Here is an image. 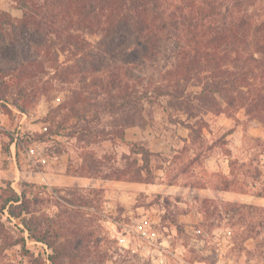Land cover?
<instances>
[{
	"label": "rangeland",
	"instance_id": "rangeland-1",
	"mask_svg": "<svg viewBox=\"0 0 264 264\" xmlns=\"http://www.w3.org/2000/svg\"><path fill=\"white\" fill-rule=\"evenodd\" d=\"M203 1L186 3L187 11L209 15L213 0ZM245 3L246 45L205 42L221 16L187 21L176 41L185 69L176 66L183 54L173 40L154 59L125 63L122 52L106 55L98 35L83 34L82 53L53 38L35 54L42 89L22 101L24 112L10 106L18 98L8 76L23 58L0 56L8 84L0 92V207L24 194L31 213L24 216L40 222L53 247L25 231L23 243V226L0 210V264H264V101L251 102L264 96L255 30L264 24V0ZM0 11L20 25L15 0H0ZM7 29L0 45L19 32ZM11 41L24 47L18 35ZM110 81L114 89L104 86ZM217 82L235 89L215 94L216 103L198 98ZM126 93L135 100L129 107L108 109L107 99ZM76 98L89 105L71 113ZM128 143L150 152L145 168Z\"/></svg>",
	"mask_w": 264,
	"mask_h": 264
},
{
	"label": "trees",
	"instance_id": "trees-1",
	"mask_svg": "<svg viewBox=\"0 0 264 264\" xmlns=\"http://www.w3.org/2000/svg\"><path fill=\"white\" fill-rule=\"evenodd\" d=\"M23 11V18L20 25L14 27L6 15L0 11V21L10 32H15L18 28V33L15 36L9 37L6 44L0 45V56L12 53L11 58H23L21 64L15 66L8 73L12 79L11 89L14 90L16 99L10 103L14 109L24 112L22 101L32 93L41 90L40 83V67L39 60L36 55L38 52H46L52 44L53 38L60 41L61 47H69L70 49L82 53L84 45L87 43L84 35L100 36L105 38L108 49V54L114 55L115 51L123 53L121 60L127 62H142L147 59H154L159 54L162 47L168 44L171 40L174 41L178 55H182L180 64L177 67L185 69L182 61L187 57L184 50H179V42L185 27L189 23H194L195 26L205 17L221 16L220 30L212 28L214 34L206 39L205 42L218 49L219 46L227 47L228 45L236 46L246 45V36L248 22L245 16L239 15L244 9L241 6L246 5V0H213L206 3L209 7V15L198 18L194 11L191 15L187 11L186 3H194L199 1L204 5L203 0H15ZM191 7V5L189 6ZM218 10V11H217ZM208 12V11H207ZM202 11L200 12V15ZM188 28V26H187ZM211 28V27H210ZM255 30H260L261 41H257L261 52L264 54V24L259 25ZM2 34V31H1ZM84 34V35H83ZM10 36L12 33L9 34ZM19 36L24 47L19 49L13 44L11 38ZM231 37L229 40L228 37ZM197 43V41H196ZM107 52V51H106ZM36 54V55H35ZM84 57H89L83 53ZM109 55V56H110ZM198 55V53L196 54ZM199 57V56H197ZM214 52L207 55L208 61L216 59ZM198 59V58H197ZM100 62V59L98 60ZM198 60H192V63H197ZM191 63V62H190ZM195 65V64H194ZM196 66V65H195ZM1 70V69H0ZM2 72H0L1 74ZM7 77V76H6ZM3 75H0V92L3 88H8ZM7 79V78H6ZM236 77V80L238 81ZM118 89L120 83H116ZM217 82L211 87L202 88L198 94V98L204 97L211 103H216L218 96L225 92L234 91V82L230 83ZM105 87L114 89V82L110 81ZM158 91L157 89L155 90ZM162 92V91H158ZM169 92V91H167ZM224 96V95H223ZM86 98V97H85ZM76 98L73 101L69 111L71 113L82 110L86 105L85 102ZM140 98V97H139ZM137 98L136 100H139ZM197 98V99H198ZM209 98V99H208ZM1 100V99H0ZM115 100L121 101L120 103ZM135 101L126 93L120 98H109L106 101L108 109H120L129 107ZM264 101V96L252 98L251 102L254 108L259 106V103ZM93 106V105H92ZM109 139L118 138L120 142L124 141V133L109 135ZM16 143L19 139H15ZM13 139H11V142ZM131 146V153L140 156L142 162L141 168L148 164V154L146 148L136 147L134 143H128ZM145 168V167H144ZM19 203V204H17ZM16 204V205H15ZM6 209L9 217L17 219L23 226V230H19L20 240L24 243L23 233L27 232V239L35 242H42L52 250V243L47 240L45 234L41 236L39 226L40 222L31 223V219H27L24 215L31 214L28 206L24 202V194L12 196L5 199V202L0 207L3 211ZM40 234V235H39ZM50 262H53V256H50ZM38 259L30 260V264L37 263Z\"/></svg>",
	"mask_w": 264,
	"mask_h": 264
}]
</instances>
